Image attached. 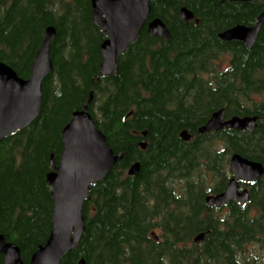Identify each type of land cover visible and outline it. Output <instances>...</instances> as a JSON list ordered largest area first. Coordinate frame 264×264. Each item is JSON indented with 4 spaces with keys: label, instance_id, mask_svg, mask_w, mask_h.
<instances>
[{
    "label": "trees",
    "instance_id": "1",
    "mask_svg": "<svg viewBox=\"0 0 264 264\" xmlns=\"http://www.w3.org/2000/svg\"><path fill=\"white\" fill-rule=\"evenodd\" d=\"M91 1L0 0V61L20 77L29 79L46 29L57 30L39 119L0 143V233L20 247L25 264L45 245L54 212L47 176L52 161L59 165L63 129L88 106L124 160L92 186L86 231L63 264H264V176L242 183L247 204L205 201L225 190L233 154L264 165V25L252 50L219 39L255 25L264 0H152L151 18L166 23L171 39L144 28L121 56L119 75L107 77L100 76L106 37ZM184 6L195 15L189 23ZM221 109L227 118L258 115V128L199 134ZM136 162L140 174L130 177Z\"/></svg>",
    "mask_w": 264,
    "mask_h": 264
},
{
    "label": "water",
    "instance_id": "2",
    "mask_svg": "<svg viewBox=\"0 0 264 264\" xmlns=\"http://www.w3.org/2000/svg\"><path fill=\"white\" fill-rule=\"evenodd\" d=\"M152 0H92V19L103 31L106 40L101 45L102 61L100 76H118L120 58L129 46L137 41L141 31L146 28L153 36L169 41L171 32L160 18L152 17ZM168 2L169 0H162ZM229 2L249 3L254 0H226ZM185 23L195 19L194 13L187 7L180 9ZM264 25V11L253 26L237 25L219 34L225 43L239 42L252 50L258 41ZM57 35L54 26H49L35 56L29 79L20 77L9 65L0 61V143L16 131L29 128L39 119L43 102V83L53 72L51 58L52 43ZM89 104H92V99ZM132 115V113L130 114ZM258 115L245 117H226V110L214 112L209 121L199 129V134L217 133L233 130L253 134L258 128ZM63 151L57 166L52 161L54 171L47 176L52 188L54 201L53 228L45 245L40 246L32 255L30 264H63L68 255L76 250L86 231L84 206L90 199L92 186L104 181L124 160V153L115 154L106 135L86 106L75 111L70 122L62 131ZM146 137L147 133L143 132ZM185 142L191 140L187 131L181 133ZM140 148L145 150L147 142L142 141ZM229 179L225 190L217 195H208L205 199L210 208H221L233 201L247 204L250 189L241 183H257L264 176V165L236 153L230 158ZM141 164L134 163L128 170V176L140 174ZM204 240L201 234L195 238L200 244ZM0 254L5 264H25L20 247L9 242L0 233ZM78 264H86L81 259Z\"/></svg>",
    "mask_w": 264,
    "mask_h": 264
},
{
    "label": "flooded vegetation",
    "instance_id": "3",
    "mask_svg": "<svg viewBox=\"0 0 264 264\" xmlns=\"http://www.w3.org/2000/svg\"><path fill=\"white\" fill-rule=\"evenodd\" d=\"M211 195V194H210Z\"/></svg>",
    "mask_w": 264,
    "mask_h": 264
}]
</instances>
